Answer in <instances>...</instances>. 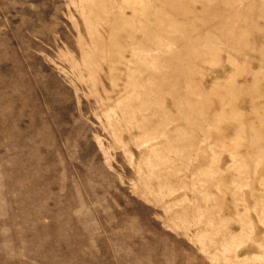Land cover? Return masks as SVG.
<instances>
[{
  "label": "rangeland",
  "instance_id": "obj_1",
  "mask_svg": "<svg viewBox=\"0 0 264 264\" xmlns=\"http://www.w3.org/2000/svg\"><path fill=\"white\" fill-rule=\"evenodd\" d=\"M0 264H264V0H0Z\"/></svg>",
  "mask_w": 264,
  "mask_h": 264
}]
</instances>
